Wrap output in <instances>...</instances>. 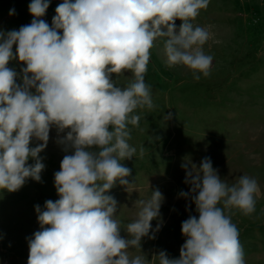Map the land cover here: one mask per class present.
<instances>
[{
    "label": "rangeland",
    "instance_id": "374dc122",
    "mask_svg": "<svg viewBox=\"0 0 264 264\" xmlns=\"http://www.w3.org/2000/svg\"><path fill=\"white\" fill-rule=\"evenodd\" d=\"M0 264H264V0H0Z\"/></svg>",
    "mask_w": 264,
    "mask_h": 264
}]
</instances>
